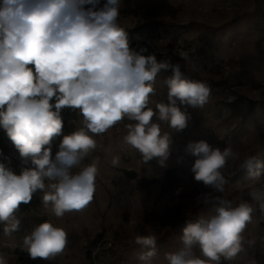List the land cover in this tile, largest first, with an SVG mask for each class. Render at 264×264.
<instances>
[{"label":"clouds","instance_id":"obj_1","mask_svg":"<svg viewBox=\"0 0 264 264\" xmlns=\"http://www.w3.org/2000/svg\"><path fill=\"white\" fill-rule=\"evenodd\" d=\"M122 0H0V128L27 165L16 174L0 162V224L3 235L19 231L16 212L38 191L45 209L62 218L79 211L92 199L98 169L95 163L74 174L97 147L94 136L108 132L127 119L123 145L139 152L144 162L161 166L171 155L172 133L188 126L186 107L202 109L210 100V86L186 78L179 63L145 55L147 48L131 47L121 27ZM179 56L191 63L184 50ZM29 65L34 66L33 68ZM171 70L164 84L167 103L149 107L158 74ZM54 101V102H53ZM79 110L82 127L63 135L62 110ZM147 109V110H146ZM163 122L171 133L161 131ZM62 137L53 155V143ZM186 153L195 157L194 179L224 193L226 165L238 160L232 147H213L206 140L189 142ZM111 165L118 167L120 156ZM252 182L264 177V160L249 156L241 165ZM47 181V184H46ZM249 194L264 214V184L249 187ZM198 203L200 199L198 198ZM211 213L188 221L180 246L165 252V264H233L238 255L253 251L244 264H260L257 241L244 235L256 207L247 202L233 206L224 196L203 194ZM68 233L43 222L23 238L21 249L35 260H54L68 244ZM138 264H154L159 252L155 235L137 236ZM195 249L200 255L195 254ZM264 254V238L259 242ZM0 264L7 260L0 255Z\"/></svg>","mask_w":264,"mask_h":264},{"label":"rangeland","instance_id":"obj_2","mask_svg":"<svg viewBox=\"0 0 264 264\" xmlns=\"http://www.w3.org/2000/svg\"><path fill=\"white\" fill-rule=\"evenodd\" d=\"M119 23L131 33V45L148 47L158 61L179 63L186 78L210 86L209 102L202 109L181 106L182 110L186 107L190 119L183 131L172 133L166 167L157 159L146 163L135 149L121 147L126 125L132 121L125 119L108 132L94 136L96 149L73 169L76 174L93 163L98 169L93 199L76 211V221L72 226L66 223L70 213L62 218L51 215L38 191L16 212L21 221L19 231L4 236L0 224V255L7 264H138L141 249L135 239L151 234L156 236L159 252L154 264H165L164 253L180 246L179 237L187 225L181 216L210 214L212 203L203 202V194L210 193L213 197L224 196L233 206L247 202L256 207L244 235L257 241L255 254L264 264V254L259 251L264 214L249 188L243 187H260L264 177L252 182L247 170L241 168L249 156L264 160V0H122ZM154 23L161 24L159 29ZM180 50L188 53L191 63L179 56ZM29 67L34 70L33 65ZM172 74L171 70L162 71L156 78L155 95L150 97L149 105L154 111L157 102L167 103L164 81ZM65 115L74 119L65 123L63 135L82 127L79 110L65 108L62 118L66 120ZM153 122L161 124L162 133L173 131L155 117ZM61 139L54 140L53 155ZM200 140L221 149L232 147L239 154V159L230 161L223 170L229 181L224 193L194 179L191 167L195 157L186 153V146ZM4 144H8L7 149ZM7 155L16 165L15 173L20 174L27 165L0 128V156ZM113 155L120 156L118 167L111 165ZM44 214L47 222L71 230L69 242L54 260H33L21 249L23 238L38 226L36 216ZM194 251L200 255L198 249ZM252 251L245 248L233 264H244Z\"/></svg>","mask_w":264,"mask_h":264},{"label":"bare ground","instance_id":"obj_3","mask_svg":"<svg viewBox=\"0 0 264 264\" xmlns=\"http://www.w3.org/2000/svg\"><path fill=\"white\" fill-rule=\"evenodd\" d=\"M4 147L7 149L8 148V144H4ZM10 160H12V158L8 157V155H7V158L5 156H2V157L0 156V162L5 163V165L7 167H9L10 169H12L15 172L16 165L14 166L13 164H11ZM46 184H47V181H46ZM39 193H40V196H42V193L41 192H39ZM76 216H77L76 211L70 212L69 216H67L66 223L69 224L70 226H72V223L76 221ZM46 219H47V216L45 214L44 215H40V216H36L37 225H40L41 223L45 222ZM66 232L69 235L71 230H68V228H67Z\"/></svg>","mask_w":264,"mask_h":264},{"label":"trees","instance_id":"obj_4","mask_svg":"<svg viewBox=\"0 0 264 264\" xmlns=\"http://www.w3.org/2000/svg\"><path fill=\"white\" fill-rule=\"evenodd\" d=\"M153 26H155L156 27V29H159L158 27L159 26H161V24H152ZM128 32V31H127ZM128 34H131L130 32H128ZM131 47H133L134 49H136V50H139L140 48H138L135 44H132L131 45ZM143 48H147V52L146 53H144L145 55H148V54H153L150 50H149V48L148 47H143ZM65 117H66V120L65 119H63L64 120V126L66 125L65 123L66 122H69V121H72L74 118L72 117V118H68L66 115H65ZM69 120V121H68ZM71 128H73V122H70V125H69V129L70 130H72ZM181 218H182V222H188L189 220L190 221H195L197 218L196 217H193V216H190L189 214L188 215H186V216H181Z\"/></svg>","mask_w":264,"mask_h":264}]
</instances>
